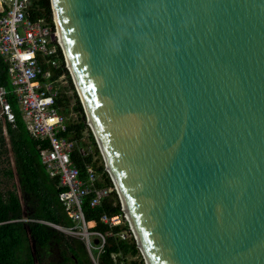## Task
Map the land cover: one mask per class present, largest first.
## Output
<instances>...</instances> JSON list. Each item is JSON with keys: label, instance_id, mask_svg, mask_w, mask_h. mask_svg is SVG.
I'll return each mask as SVG.
<instances>
[{"label": "water", "instance_id": "1", "mask_svg": "<svg viewBox=\"0 0 264 264\" xmlns=\"http://www.w3.org/2000/svg\"><path fill=\"white\" fill-rule=\"evenodd\" d=\"M50 3L145 263L264 264V0Z\"/></svg>", "mask_w": 264, "mask_h": 264}, {"label": "built area", "instance_id": "2", "mask_svg": "<svg viewBox=\"0 0 264 264\" xmlns=\"http://www.w3.org/2000/svg\"><path fill=\"white\" fill-rule=\"evenodd\" d=\"M32 8L33 0H0V57L5 62L10 91L14 95L26 129L34 138L48 141L49 145L39 151L40 161L50 177H58V184L63 188L59 193V200L65 215L73 222L68 227L58 226L63 233L82 241L93 264H99L98 255L103 252L104 236L94 231V221H86L82 204L90 194V206H98L105 197L114 192L119 213L101 214L99 221L108 228L126 225L127 230L119 232L115 237H132L139 251L136 256L141 257L143 264H146L123 200L109 176L93 135L94 147L101 156L102 168L110 179V185L104 183L101 173L94 169L91 162L85 163V176L81 177L71 158L74 150L82 156L91 153V143L84 142V134L80 141L68 134L69 121L78 119L69 120L60 110V105L56 104V97L62 93L61 85L65 83L66 71L70 75L71 71L53 9L52 21H48L43 17L31 18ZM61 70L63 71L56 75ZM5 94V89L0 86V122L13 118V111ZM82 113L86 124L85 131L88 128L91 132L84 111ZM3 133L6 136V132ZM90 222L93 224L89 225ZM110 235V232L105 234ZM114 256L115 254H111L112 258ZM134 257L127 256V259H137Z\"/></svg>", "mask_w": 264, "mask_h": 264}, {"label": "trees", "instance_id": "3", "mask_svg": "<svg viewBox=\"0 0 264 264\" xmlns=\"http://www.w3.org/2000/svg\"><path fill=\"white\" fill-rule=\"evenodd\" d=\"M30 17H43L52 21L50 0H33ZM66 74L70 87L74 89L67 71ZM0 86L5 89V98L13 111L12 120L4 119V122H0V159L3 157L2 161L6 163L0 167V264H93L82 241L47 224L68 227L73 222L65 215L64 207L59 200V193L63 188L58 184V177H50L40 161L39 151L49 145L48 141L34 138L26 129L14 95L10 91L6 65L1 57ZM75 100L73 108L77 111L78 121H69L67 130L73 139L80 141L86 124L76 96ZM56 104L60 105L62 112H67L69 97L61 93V96L56 97ZM3 131L6 132V136ZM87 137L90 139L91 153L82 156L74 150L71 158L78 167L81 177L85 176V163L91 162L94 169L101 173L104 183L110 185V179L103 171L92 136L88 134ZM92 156L95 157L94 160ZM13 177L16 178L20 197L14 190L2 188L3 180L9 181ZM90 197V194L85 197L82 211L86 221H94V231L104 236L103 252L98 255V263L143 264L142 260L127 261V256L134 257L139 254L132 237L129 239L115 237L119 232L127 230L126 225L108 228L99 221L101 214L119 213L116 194L111 192L95 207L90 206ZM108 232L111 235L105 236ZM111 254H115L114 258Z\"/></svg>", "mask_w": 264, "mask_h": 264}, {"label": "rangeland", "instance_id": "4", "mask_svg": "<svg viewBox=\"0 0 264 264\" xmlns=\"http://www.w3.org/2000/svg\"><path fill=\"white\" fill-rule=\"evenodd\" d=\"M69 76L71 77L70 73H69ZM65 83H63V85H61V88H62V93H66V96L69 97V110L67 112H65L67 118L69 120H75V119H78V115H77V111L73 108V105L76 103V100H75V96L76 98L79 100V97H78V94H77V91H76V87L74 86L73 84V80H72V77H71V81H72V84H73V88L70 87L69 85V81H68V78L67 76H65ZM76 94H75V93ZM79 103L80 105L82 106L81 104V101L79 100ZM83 108V107H82ZM88 132V133H87ZM83 134L85 135L84 137V142L85 143H90V139L88 136V134H90V136H92L90 130L87 128L86 131L83 132ZM93 139V137H92ZM94 140V139H93ZM94 142V141H93ZM100 154V153H99ZM9 156V159H10V162H11V157H10V153L8 154ZM101 157V156H100ZM95 158V157H94ZM3 157L0 159V167H3L6 165L5 161L3 162ZM102 161V160H101ZM10 166H12V163L10 164ZM4 179V178H3ZM2 188L3 190H6V189H11V190H14V192H16V194L20 197V192H19V188L17 186V181H16V178L13 177L12 180H9L8 179H4L3 180V183H2ZM90 225V224H89ZM66 234V233H65ZM67 235V234H66ZM73 237V236H72ZM134 258H137L136 260L140 261L141 260V257L139 256H136ZM131 259H127V261H129ZM133 260V259H132Z\"/></svg>", "mask_w": 264, "mask_h": 264}, {"label": "bare ground", "instance_id": "5", "mask_svg": "<svg viewBox=\"0 0 264 264\" xmlns=\"http://www.w3.org/2000/svg\"><path fill=\"white\" fill-rule=\"evenodd\" d=\"M54 13H55V14H54V15H55V21H56V23H57V26H58V28H59V32H60V34H61L62 44H63V47H64L65 52H66L68 67H69V69H70V71H71V73H72V77H73V80H74V83H75L76 89H77V91L79 92V95L81 96V98H82V100H83V104L85 105V109H86V111H87V113H88V115H89V117H90L91 128H92L93 132H94L95 135H96V138H97L98 143L100 144V147H101V153H102L103 157L106 158L105 153H104V151H103V148H102V146H101V143H100V141H99V138H98V136H97L96 130H95V128H94V124H93V122H92L91 116H90L89 111H88V109H87L86 103H85V101H84V98H83V96H82V93H81V91H80V88H79V86H78V84H77V82H76L75 76H74V74H73V71H72V68H71V65H70L69 56H68V53H67V49H66V46H65V43H64V40H63L62 33H61V31H60L59 22H58L57 15H56V11H55V6H54ZM106 159H107V158H106ZM108 168H109V171H110V173H111L113 179L115 180V178H114V176H113V173H112V171H111V169H110L109 166H108ZM117 188H118V186H117ZM118 190H119V188H118ZM119 192H120V191H119ZM120 195H121V194H120ZM121 198H123V196H121ZM123 200H124V199H123ZM124 203H125V201H124ZM132 223H133V221H132ZM89 224L92 225L93 222H92V223L90 222ZM133 228H134V230H135L134 224H133ZM135 233H136V235H137V237H138V234H137L136 230H135ZM138 238H139V237H138ZM139 240H140V239H139ZM140 243H141V242H140ZM141 245H142V244H141ZM146 258H147V256H146ZM147 261H148V263L150 264L148 258H147Z\"/></svg>", "mask_w": 264, "mask_h": 264}, {"label": "crops", "instance_id": "6", "mask_svg": "<svg viewBox=\"0 0 264 264\" xmlns=\"http://www.w3.org/2000/svg\"><path fill=\"white\" fill-rule=\"evenodd\" d=\"M92 223V222H91ZM88 254V253H87ZM89 256V255H88Z\"/></svg>", "mask_w": 264, "mask_h": 264}]
</instances>
